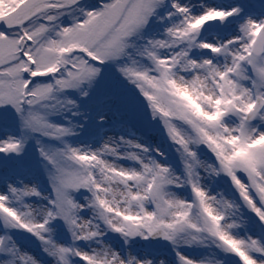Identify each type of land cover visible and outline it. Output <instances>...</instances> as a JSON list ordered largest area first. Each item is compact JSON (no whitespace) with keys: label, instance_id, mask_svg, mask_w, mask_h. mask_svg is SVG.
<instances>
[{"label":"snow or ice","instance_id":"snow-or-ice-1","mask_svg":"<svg viewBox=\"0 0 264 264\" xmlns=\"http://www.w3.org/2000/svg\"><path fill=\"white\" fill-rule=\"evenodd\" d=\"M0 264H264V15L0 0Z\"/></svg>","mask_w":264,"mask_h":264},{"label":"rangeland","instance_id":"rangeland-1","mask_svg":"<svg viewBox=\"0 0 264 264\" xmlns=\"http://www.w3.org/2000/svg\"><path fill=\"white\" fill-rule=\"evenodd\" d=\"M240 2L245 5L246 12H251L257 16L264 15V0H240ZM31 157L33 162H35L34 153H31Z\"/></svg>","mask_w":264,"mask_h":264}]
</instances>
